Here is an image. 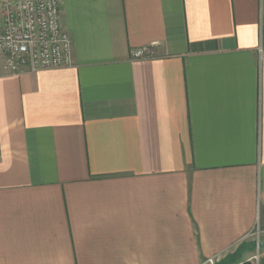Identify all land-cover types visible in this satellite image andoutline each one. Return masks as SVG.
<instances>
[{"label": "crops", "instance_id": "obj_1", "mask_svg": "<svg viewBox=\"0 0 264 264\" xmlns=\"http://www.w3.org/2000/svg\"><path fill=\"white\" fill-rule=\"evenodd\" d=\"M59 1L72 66L0 59V264H264V0Z\"/></svg>", "mask_w": 264, "mask_h": 264}, {"label": "built area", "instance_id": "obj_2", "mask_svg": "<svg viewBox=\"0 0 264 264\" xmlns=\"http://www.w3.org/2000/svg\"><path fill=\"white\" fill-rule=\"evenodd\" d=\"M153 56L150 47L130 52L132 60ZM0 59L10 74L72 66V42L61 24L59 0H0ZM214 258L206 263L213 264Z\"/></svg>", "mask_w": 264, "mask_h": 264}, {"label": "rangeland", "instance_id": "obj_3", "mask_svg": "<svg viewBox=\"0 0 264 264\" xmlns=\"http://www.w3.org/2000/svg\"><path fill=\"white\" fill-rule=\"evenodd\" d=\"M206 264H210V263H206ZM213 264H215V260L213 259Z\"/></svg>", "mask_w": 264, "mask_h": 264}]
</instances>
